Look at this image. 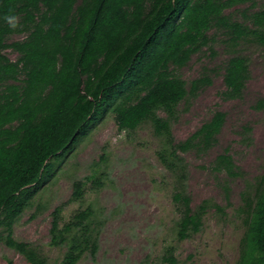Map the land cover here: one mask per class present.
Wrapping results in <instances>:
<instances>
[{"label": "trees", "instance_id": "obj_1", "mask_svg": "<svg viewBox=\"0 0 264 264\" xmlns=\"http://www.w3.org/2000/svg\"><path fill=\"white\" fill-rule=\"evenodd\" d=\"M246 0H0V83L26 78L22 86L0 90V229L6 245L29 264H50L35 247L13 236L16 220L55 173L56 162L69 154L91 127L110 110L121 131L134 132L150 122L165 140L159 152L171 171L183 168L180 153L197 145L208 149L221 132L226 114L218 112L191 138L176 142L171 122L189 91L171 67L186 66L210 42L213 26L227 30L238 43L251 36L264 47V10L233 21L225 12ZM19 17L11 28L3 19ZM14 33H26L12 44ZM20 55L12 61L5 51ZM251 77L245 56L231 57L225 66V96L243 97ZM209 80L195 82L194 89ZM264 106V104H262ZM262 106V107H263ZM164 112L167 118L161 117ZM218 162L233 174L231 156ZM85 198L83 182H76L71 201ZM180 207L179 241L201 231L209 208L197 209L185 192L174 196ZM62 208L54 212L52 246L67 247L59 264H79L99 249L96 212H76L61 225ZM164 264H178L169 246ZM10 264H14L10 261ZM238 264H264V173L250 204L246 234Z\"/></svg>", "mask_w": 264, "mask_h": 264}, {"label": "rangeland", "instance_id": "obj_2", "mask_svg": "<svg viewBox=\"0 0 264 264\" xmlns=\"http://www.w3.org/2000/svg\"><path fill=\"white\" fill-rule=\"evenodd\" d=\"M264 10V0H246L225 13L246 23L247 16ZM26 33H14L8 44L23 41ZM210 42L184 67H171L189 91L171 122L176 142L191 138L216 113L226 121L213 145L180 153L183 168L171 171L160 160L165 138L150 122L136 131H121L110 110L95 123L73 150L56 162L55 173L16 220L13 236L37 248L50 264H59L67 247L52 246L54 212L62 208L61 225L88 207L96 212L99 249L86 254L79 264H164L165 249H176L178 264H238L247 230L250 204L264 173V47L248 36L233 43L224 28L213 26ZM19 60L13 48L5 51ZM245 56L251 77L240 99L225 96V66L233 56ZM26 76L0 83V90L22 86ZM209 80L194 89L195 82ZM263 106V107H262ZM167 118L164 112L159 114ZM232 157L233 174L218 162ZM76 182L84 183L85 198L71 201ZM190 196L192 207L204 202L209 208L200 232L179 241L180 207L174 196ZM6 232L0 229V236ZM29 264L25 257L0 240V264Z\"/></svg>", "mask_w": 264, "mask_h": 264}, {"label": "clouds", "instance_id": "obj_3", "mask_svg": "<svg viewBox=\"0 0 264 264\" xmlns=\"http://www.w3.org/2000/svg\"><path fill=\"white\" fill-rule=\"evenodd\" d=\"M3 19L13 29L19 26V17L16 15H6Z\"/></svg>", "mask_w": 264, "mask_h": 264}]
</instances>
